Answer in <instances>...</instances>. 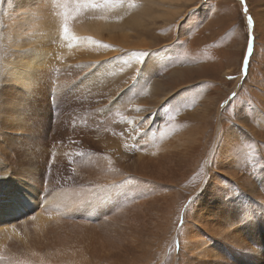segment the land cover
I'll return each mask as SVG.
<instances>
[{
    "label": "rangeland",
    "instance_id": "374dc122",
    "mask_svg": "<svg viewBox=\"0 0 264 264\" xmlns=\"http://www.w3.org/2000/svg\"><path fill=\"white\" fill-rule=\"evenodd\" d=\"M95 2L0 0V173L36 192L9 222L22 263L264 264V0Z\"/></svg>",
    "mask_w": 264,
    "mask_h": 264
},
{
    "label": "bare ground",
    "instance_id": "6f19581e",
    "mask_svg": "<svg viewBox=\"0 0 264 264\" xmlns=\"http://www.w3.org/2000/svg\"><path fill=\"white\" fill-rule=\"evenodd\" d=\"M41 10H42V8L40 9V13H41ZM43 17H44V15L41 13L39 22L41 21V19H43ZM117 20L119 21L118 17H117ZM137 20H139V19H137ZM135 22L137 23L136 20H135ZM140 22H142V21H140ZM94 23H91V24L86 23V25H84L85 23L80 24V22H79V24H76L74 29H72V33L69 32V34H72V35L77 34V33L83 34L86 30H89V29L94 30L96 27L93 28L92 26L98 25V24L94 25ZM132 23L136 24V23H134V21H132L131 24ZM87 25L91 26V27H88ZM63 27H64V24L63 25L61 24V27H59L57 29L52 27V29H50V30L51 31L56 30V32H58L57 30H59V31H60V29L63 30ZM50 28H51V26H50ZM68 29H69V27H68ZM70 30H71V28H70ZM95 30H97V29H95ZM95 33H96V31H95ZM61 34H63V33H61ZM58 38H60V36H58ZM39 57H41V55H39L38 58ZM36 65H37V61L32 59V61L30 63H28L26 66H21V67H18L17 69L12 70L13 74H11V76L17 82L28 85V81L31 79V74L33 73L34 67ZM128 75H129V73H128ZM117 78H124V77L122 75H119ZM2 146H3V144L0 143V147H2ZM1 149H0V151H1ZM3 156L4 155L0 154V169H1L2 165H4L3 161L5 159ZM30 162H33V161H30ZM112 175H113V172H112L111 176L108 177V180H111V177H112L113 178L112 184H113V183H115L117 178H116V175L115 176H112ZM0 181H1V188H0V230L7 231V232L2 234V239H1V243H0L2 245V248L4 249L3 252L5 253V255L0 257V264H9V263L12 264V262L14 264H16L17 261H19L20 264H24L22 262H25L26 260H28L29 256L30 257L33 256V251L22 249L24 246L22 244L26 243L27 240H24L25 237H23L21 239L20 235H18V233L16 231H13V229H12L13 224H9V222H11L13 219L23 217V216H25V214H27L29 208H31V206L34 205V203H35L34 197L36 195V192H35V190L30 189V185L23 184L21 177L16 178V177H13L11 175L7 176L6 170L1 171ZM105 184L107 186L109 185L108 182H105ZM5 185L8 186V189H3ZM2 191L5 193H1ZM35 214L37 215L38 212ZM94 215H96V214H94ZM10 235H13L15 239L20 238L21 240H15ZM25 248H27V246ZM98 248H100V247L97 246L95 248V250ZM130 249H131V244H129V250ZM17 250L20 251V254L16 253ZM10 252L13 253L11 256H10V254H11ZM23 254H25L26 257H24ZM13 255H15V257L17 256L19 260L16 259V261H14L12 259ZM19 255H21V257H20L21 259L19 258ZM95 256H97V262H99V263L106 262V264H119V261L121 259L120 257H122L123 254H122L121 248L115 247V248L109 249L108 251L103 250V252L96 254ZM67 262H71V260L69 259V260H67ZM30 264H33V263H30ZM81 264H90V263H86L84 260V262L81 261Z\"/></svg>",
    "mask_w": 264,
    "mask_h": 264
},
{
    "label": "snow or ice",
    "instance_id": "6c2138e0",
    "mask_svg": "<svg viewBox=\"0 0 264 264\" xmlns=\"http://www.w3.org/2000/svg\"><path fill=\"white\" fill-rule=\"evenodd\" d=\"M100 5L95 2V0H78L77 8L79 9H84V8H89V7H99ZM249 23H252L251 20H249ZM63 33L65 37L69 36V29L67 26V23L65 22L64 27H63ZM72 39H78V37L72 36ZM251 47V44L249 45ZM147 55V52L144 51H139V52H133L132 57L138 62V63H143L145 57ZM246 70V69H245ZM231 78V77H230ZM107 185H97L96 189L98 188H103L106 187ZM182 223V220H181Z\"/></svg>",
    "mask_w": 264,
    "mask_h": 264
},
{
    "label": "crops",
    "instance_id": "0c3cea01",
    "mask_svg": "<svg viewBox=\"0 0 264 264\" xmlns=\"http://www.w3.org/2000/svg\"><path fill=\"white\" fill-rule=\"evenodd\" d=\"M123 73H124V71H123ZM120 75H122V76H123V74H120Z\"/></svg>",
    "mask_w": 264,
    "mask_h": 264
}]
</instances>
